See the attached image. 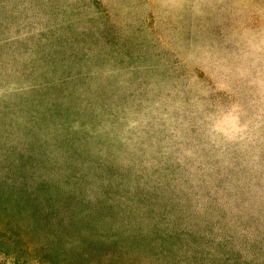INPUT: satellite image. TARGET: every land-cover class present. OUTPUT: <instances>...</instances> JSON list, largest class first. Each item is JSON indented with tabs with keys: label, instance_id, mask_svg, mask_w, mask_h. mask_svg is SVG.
Wrapping results in <instances>:
<instances>
[{
	"label": "rangeland",
	"instance_id": "374dc122",
	"mask_svg": "<svg viewBox=\"0 0 264 264\" xmlns=\"http://www.w3.org/2000/svg\"><path fill=\"white\" fill-rule=\"evenodd\" d=\"M0 264H264V0H0Z\"/></svg>",
	"mask_w": 264,
	"mask_h": 264
}]
</instances>
